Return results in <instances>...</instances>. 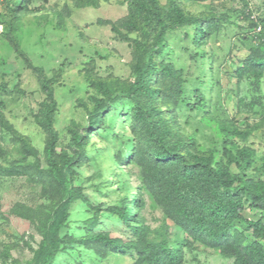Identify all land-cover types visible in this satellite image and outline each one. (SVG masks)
<instances>
[{"label": "rangeland", "instance_id": "374dc122", "mask_svg": "<svg viewBox=\"0 0 264 264\" xmlns=\"http://www.w3.org/2000/svg\"><path fill=\"white\" fill-rule=\"evenodd\" d=\"M181 1L191 13L212 12L215 16L223 15L226 22L200 47L191 43V27L167 35L170 45L167 56L183 70L184 77V101L174 111L178 130L195 140L197 150H212L217 159L221 158L225 138L254 149L252 166L240 162V169L264 180V74L256 86L252 79L239 77L236 72L249 54L250 46L256 43L253 34L259 29L260 20H264V0ZM76 3L77 0H48L43 4L41 0H33L30 7L36 10L21 16L17 31L19 44L33 65L42 67L53 81L58 103L54 122L58 132L57 150L70 153L69 128L87 124L86 111L79 103V100L87 101L90 94L85 74L130 78L132 61L130 44L117 38L109 25L97 23L98 19L123 17L127 12L126 1L98 0L96 6ZM61 15L63 28H60ZM9 16L7 0H0L2 111L12 127L27 136L39 151L40 166L44 168L46 134L34 121L44 95L35 73L16 56L4 38L3 20L7 21ZM197 93L203 98L200 106H196ZM127 107V104L119 105L108 114L103 127L88 135L86 158L75 166L74 179V185L81 188L88 200L74 202L61 235L85 236L89 231L87 221L94 216L95 208L99 212L94 230L129 235L117 216L106 210L124 198L130 200L132 191L141 183L138 168L133 164L122 165L123 161L119 160L133 137L124 114ZM234 130L246 133V138L241 140ZM15 160H23L24 164L36 161L32 156L22 159L19 143L0 125V165L8 166ZM28 171L24 175L0 177V264H26L41 240L38 217L50 205L42 196L46 178L33 174L29 167ZM143 200L139 216L151 235L162 234L172 241H181L184 234L165 219L162 209L147 193H143ZM243 216L257 217L249 202L245 203ZM234 226L249 240L253 239L245 221H236ZM183 252L187 264H233V258L198 242L184 246ZM134 257V250L100 255L83 243H72L57 253L52 264H132Z\"/></svg>", "mask_w": 264, "mask_h": 264}, {"label": "trees", "instance_id": "16d2710c", "mask_svg": "<svg viewBox=\"0 0 264 264\" xmlns=\"http://www.w3.org/2000/svg\"><path fill=\"white\" fill-rule=\"evenodd\" d=\"M32 1L7 0L10 16L7 21L3 20V35L16 56L35 73L44 95L34 114V121L46 134L44 168L40 166L39 151L29 138L6 120L2 111L4 102L0 99V125L19 143L22 159L29 156L36 159L34 163L15 160L8 166L0 165V177L27 174L29 167L33 174L46 178L42 196L50 202L38 217L41 240L26 264H52L57 253L72 243H83L100 255L134 250L132 264H187L183 247L193 242L233 258V264H264V180L240 169V162L252 166L255 150L225 138L221 158L217 159L212 150H197L195 140L179 132L174 118L176 107L184 101V77L183 70L167 56L170 50L167 35L191 27V43L200 47L226 18L212 12L191 13L181 0H125L127 12L123 17L98 19V24L109 25L117 38L130 44V78L85 74L90 94L87 101L79 100V103L86 111L87 124L69 128L70 153L57 150L58 132L54 122L58 103L53 81L42 67L33 65L18 41L21 16L36 10L30 7ZM97 3L98 0H77L76 4L96 6ZM59 19L63 28V16ZM259 23V29L253 34L256 43L250 46L249 54L236 69L239 77L245 75L256 86L264 74V20ZM196 97V106L203 104L201 94L197 93ZM126 104L124 114L133 137L123 158L118 159L123 161L122 165L133 164L138 168L141 183L132 191L130 200L124 198L106 210L117 216L129 235L94 230L98 224V208L87 221L89 231L85 236L61 235L74 202L88 200L81 188L74 185L75 166L86 158L88 135L103 127L108 114L119 105ZM234 133L241 140L246 138V133L239 130ZM143 193L162 209L166 220L181 230L184 234L181 241H172L162 234L151 235L138 211L144 205ZM246 202L255 210L256 218H244ZM236 221L247 223L252 240L234 226Z\"/></svg>", "mask_w": 264, "mask_h": 264}]
</instances>
